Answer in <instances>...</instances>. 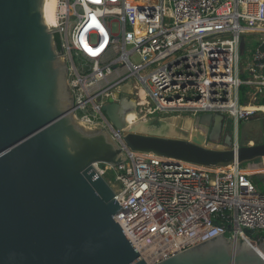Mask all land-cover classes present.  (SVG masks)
I'll return each instance as SVG.
<instances>
[{
  "label": "built area",
  "instance_id": "2783aa9c",
  "mask_svg": "<svg viewBox=\"0 0 264 264\" xmlns=\"http://www.w3.org/2000/svg\"><path fill=\"white\" fill-rule=\"evenodd\" d=\"M55 11L49 28L67 63L74 117L106 129L124 153L117 166H93L117 195L115 219L142 258L159 262L221 232L263 239L246 233L264 230V192L241 164L131 150L103 106L130 83L140 119L218 113L224 126L232 121L237 149L239 123L264 112L250 106L264 96V0H57Z\"/></svg>",
  "mask_w": 264,
  "mask_h": 264
},
{
  "label": "water",
  "instance_id": "95a60500",
  "mask_svg": "<svg viewBox=\"0 0 264 264\" xmlns=\"http://www.w3.org/2000/svg\"><path fill=\"white\" fill-rule=\"evenodd\" d=\"M44 4L0 0V264H264V233L256 242L221 232L159 262L142 258L115 219L117 195L93 166H117L124 153L106 129L74 117ZM118 90L103 110L127 148L204 166L264 163V141L232 148L223 115L140 119L130 83Z\"/></svg>",
  "mask_w": 264,
  "mask_h": 264
},
{
  "label": "rangeland",
  "instance_id": "374dc122",
  "mask_svg": "<svg viewBox=\"0 0 264 264\" xmlns=\"http://www.w3.org/2000/svg\"><path fill=\"white\" fill-rule=\"evenodd\" d=\"M246 39L250 40L252 44L251 46L255 44V40L253 39V36H246ZM261 108H259L260 111H264V106H262ZM226 124L233 131L232 121L228 119L226 121ZM261 126H264V116H259L257 114L253 115L248 120H246V122L244 123L242 122L239 125V131H240L239 140L243 144H246V145L250 142L255 143V142L264 141V136L262 135V133L264 134V132L261 131L260 129ZM259 162H260L259 160L244 162L241 164V167L245 168V173L250 175L252 182L257 186L258 190L260 192H264V183L261 182V180L255 176L257 172V164ZM112 176H113V171L111 170L107 171L105 177L112 178ZM246 233L250 235L251 237L256 238L255 236L259 233L263 235L264 230H261V231L260 230H247Z\"/></svg>",
  "mask_w": 264,
  "mask_h": 264
},
{
  "label": "bare ground",
  "instance_id": "6f19581e",
  "mask_svg": "<svg viewBox=\"0 0 264 264\" xmlns=\"http://www.w3.org/2000/svg\"><path fill=\"white\" fill-rule=\"evenodd\" d=\"M56 6H57V0H45V4H44V20L45 23L51 27L55 25V10H56ZM252 108L257 109L258 111H260V107L264 106V104L260 105V106H253L250 105ZM130 118L132 117V115L129 116ZM132 119V118H131ZM137 121V118H135ZM139 120V119H138ZM194 139L197 141H201L202 138L201 136H199L198 134H195ZM251 144V143H250ZM147 154H149V152H146ZM169 161H174V160H169Z\"/></svg>",
  "mask_w": 264,
  "mask_h": 264
},
{
  "label": "flooded vegetation",
  "instance_id": "af4514ba",
  "mask_svg": "<svg viewBox=\"0 0 264 264\" xmlns=\"http://www.w3.org/2000/svg\"><path fill=\"white\" fill-rule=\"evenodd\" d=\"M242 123V122H241ZM241 123H239V125L241 124ZM244 123V122H243ZM239 125H238V139H240L239 138ZM260 129H261V131L262 132H264V126H261L260 127ZM226 134H230L232 137H233V131H232V129H230L229 127H228V125L226 124L224 127H223V129H222V136H225ZM262 135L264 136V134L262 133ZM239 143L241 144L242 142L239 140ZM255 143H258V142H255Z\"/></svg>",
  "mask_w": 264,
  "mask_h": 264
},
{
  "label": "trees",
  "instance_id": "16d2710c",
  "mask_svg": "<svg viewBox=\"0 0 264 264\" xmlns=\"http://www.w3.org/2000/svg\"><path fill=\"white\" fill-rule=\"evenodd\" d=\"M56 41H57V38H56ZM57 44H58V41H57ZM260 104H264V96L260 99Z\"/></svg>",
  "mask_w": 264,
  "mask_h": 264
},
{
  "label": "crops",
  "instance_id": "0c3cea01",
  "mask_svg": "<svg viewBox=\"0 0 264 264\" xmlns=\"http://www.w3.org/2000/svg\"><path fill=\"white\" fill-rule=\"evenodd\" d=\"M261 108V107H260ZM261 110H262V108H261ZM250 143H252V142H250ZM261 167H260V165H259V163L257 164V171L260 169Z\"/></svg>",
  "mask_w": 264,
  "mask_h": 264
},
{
  "label": "clouds",
  "instance_id": "9594fccd",
  "mask_svg": "<svg viewBox=\"0 0 264 264\" xmlns=\"http://www.w3.org/2000/svg\"><path fill=\"white\" fill-rule=\"evenodd\" d=\"M248 144H250V143H248ZM252 144V143H251Z\"/></svg>",
  "mask_w": 264,
  "mask_h": 264
}]
</instances>
